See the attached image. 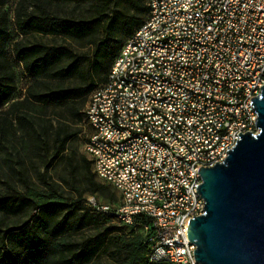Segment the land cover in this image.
Here are the masks:
<instances>
[{"label": "built area", "instance_id": "built-area-1", "mask_svg": "<svg viewBox=\"0 0 264 264\" xmlns=\"http://www.w3.org/2000/svg\"><path fill=\"white\" fill-rule=\"evenodd\" d=\"M144 1L145 19L88 94L94 104L83 150L92 148L91 172L99 166L94 177L118 203H87L137 226L148 263L199 264L186 233L188 220L203 211L195 170L221 162L238 132L255 131L249 99L264 85V0ZM132 50H140L139 59H131ZM117 59L132 62L125 77L137 78L138 88L116 87ZM106 88L119 89L114 106H107ZM130 192L151 197L152 205L128 201Z\"/></svg>", "mask_w": 264, "mask_h": 264}, {"label": "trees", "instance_id": "trees-1", "mask_svg": "<svg viewBox=\"0 0 264 264\" xmlns=\"http://www.w3.org/2000/svg\"><path fill=\"white\" fill-rule=\"evenodd\" d=\"M22 1L17 3L14 11V25L20 35L62 37L83 42L91 49L80 55L68 44L14 42L13 57L32 84L26 88L22 100L10 104L11 108L27 101L47 107L82 100L98 85L97 82L100 84L104 80L121 44L147 15L144 0H30V8L23 6ZM4 2L0 0V5ZM53 3L87 5V15L77 19L57 15L49 10ZM2 34L0 20V40ZM75 74L74 83L62 84ZM42 78H48L54 84L36 87ZM12 79L13 72L0 41V106L11 94ZM70 113L85 120L84 112L79 114L71 108ZM67 137L65 135L61 143ZM80 163L89 175L82 179L87 190L102 188L91 178L94 171L91 172L89 161L80 157ZM56 205L48 196L35 201L14 189L0 194L2 216L16 214L22 208L31 212L30 222L0 228V264H88L100 249L108 247L113 249L112 264H150L144 255L146 245L141 234L137 239H125L115 232L114 226L105 224L101 216L113 218L110 212L89 210L74 201L64 204V213L54 218L51 214ZM90 225L95 227L93 234L84 235L78 241L68 239L71 232Z\"/></svg>", "mask_w": 264, "mask_h": 264}, {"label": "rangeland", "instance_id": "rangeland-1", "mask_svg": "<svg viewBox=\"0 0 264 264\" xmlns=\"http://www.w3.org/2000/svg\"><path fill=\"white\" fill-rule=\"evenodd\" d=\"M20 0H5L0 5V20L3 27L1 45L4 56L13 72L12 91L8 100L0 106V194L14 189L28 195L32 200L47 197L56 205L51 217L59 218L65 211L64 204L77 201L83 208L90 210L88 198H93L98 204H107L111 208L118 203L114 190L92 176L95 183L102 188L89 191L83 178L89 175L83 170L80 157L86 158L83 146L89 134L87 123L71 115L70 109L84 112L90 95L82 100L40 106L30 101L11 108L12 102H19L24 98L25 90L31 86V80L24 74L21 64L13 57L14 42H44L47 44H68L75 54L83 55L90 51L89 45L72 41L62 37L50 35H20L14 25V11ZM23 6L30 8V0H23ZM49 10L57 15L77 19L87 15V5H73L71 3H53ZM76 74L62 82L67 85L74 83ZM54 84L48 78L39 79L35 85L39 88ZM99 84L98 82L96 85ZM19 118V119H18ZM68 137L61 143L63 137ZM31 212L22 208L16 214L2 216L0 214V228L20 226L30 222ZM109 226H114L115 232L125 239L139 238L137 227L131 228L121 225L114 218L102 217ZM94 226L82 227L78 231L68 234V239L78 241L84 235L93 234ZM113 249H100L88 264H112Z\"/></svg>", "mask_w": 264, "mask_h": 264}, {"label": "water", "instance_id": "water-1", "mask_svg": "<svg viewBox=\"0 0 264 264\" xmlns=\"http://www.w3.org/2000/svg\"><path fill=\"white\" fill-rule=\"evenodd\" d=\"M249 101L255 131L238 132L221 162L195 170L203 211L186 233L199 264H264V85Z\"/></svg>", "mask_w": 264, "mask_h": 264}, {"label": "bare ground", "instance_id": "bare-ground-1", "mask_svg": "<svg viewBox=\"0 0 264 264\" xmlns=\"http://www.w3.org/2000/svg\"><path fill=\"white\" fill-rule=\"evenodd\" d=\"M138 48H145V40H138ZM140 50L131 51V59H139ZM132 69V62H124V59H117L114 64V84L116 87H130L138 88L137 78L125 77L126 72ZM105 96H110L107 99V106H114L119 102V89L106 88ZM94 104V97L90 95L86 108L84 110L85 122L90 124V116L87 114L88 110L92 109ZM119 147H128V140H119ZM87 155H92V148H85ZM94 173H99V166H92ZM119 192H128L127 184H119ZM128 201H138V206L152 205V198L149 196H140L139 192H130L128 194Z\"/></svg>", "mask_w": 264, "mask_h": 264}]
</instances>
